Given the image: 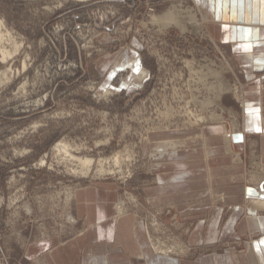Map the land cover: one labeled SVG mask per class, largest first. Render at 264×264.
Segmentation results:
<instances>
[{"label":"rangeland","instance_id":"374dc122","mask_svg":"<svg viewBox=\"0 0 264 264\" xmlns=\"http://www.w3.org/2000/svg\"><path fill=\"white\" fill-rule=\"evenodd\" d=\"M0 19L1 49L16 52L0 55V264H17L33 242L82 235L76 192L103 184L117 193L113 219L133 216L153 252H203L184 241L198 216L145 196L166 155H151V136L222 127L231 149L240 126L243 72L196 0H0ZM62 141L95 160L87 178L55 150ZM121 151L106 163L113 174L96 173ZM228 159L245 165L247 185L264 180L258 147Z\"/></svg>","mask_w":264,"mask_h":264},{"label":"crops","instance_id":"0c3cea01","mask_svg":"<svg viewBox=\"0 0 264 264\" xmlns=\"http://www.w3.org/2000/svg\"><path fill=\"white\" fill-rule=\"evenodd\" d=\"M196 6L208 33L230 49L243 72L240 126L229 134L231 149L222 127L151 136V155H166L145 196L154 208L198 216L184 241L203 252L181 257L153 252L133 216L113 219L117 193L103 184L76 192L75 215L86 226L82 235L33 242L17 264H264V206L256 205L264 204V180L247 185L245 165L228 159L230 152L256 146L264 160V0H196ZM226 159L233 174H226Z\"/></svg>","mask_w":264,"mask_h":264},{"label":"bare ground","instance_id":"6f19581e","mask_svg":"<svg viewBox=\"0 0 264 264\" xmlns=\"http://www.w3.org/2000/svg\"><path fill=\"white\" fill-rule=\"evenodd\" d=\"M78 1H84V0H78ZM3 25H4L3 21L0 19V42H2V40H3V34L4 33H2V31H1V29L3 28ZM7 35H9V34H7ZM14 42L15 41H13V43ZM14 46H15V48H13V50L18 48L17 46H20V45H18L16 43ZM0 53H1L0 55H2V57H3V59L1 58L2 61L3 60H8L9 57L11 58L12 55L14 54L13 52H11V53L9 51L7 52V50H5V48L1 49V46H0ZM15 54H16V52H15ZM55 150L60 154V156L63 158V160L66 163L71 164V166L73 167L72 170L74 171L73 173H75V175L78 174V175H81L83 178L84 177L87 178L94 171V169H95L94 167H95V164H96L95 160L92 157H89V156H79V155H77L79 153L78 148H75V147L69 145L65 141H62V142L58 143L55 146ZM123 152L124 151L116 153L112 158H109L108 160H105V161L104 160L103 161L100 160L99 168L97 169L96 173H98L101 176L104 175V174H108V175L109 174H113L114 170H112V169L108 170L106 168V163L109 164L110 162H113L112 164L115 163L114 165H116L117 163L119 164V161H122L121 157H123L124 154H125V153L123 154ZM256 205L258 207H263L264 206V204H262V203H256Z\"/></svg>","mask_w":264,"mask_h":264},{"label":"snow or ice","instance_id":"6c2138e0","mask_svg":"<svg viewBox=\"0 0 264 264\" xmlns=\"http://www.w3.org/2000/svg\"><path fill=\"white\" fill-rule=\"evenodd\" d=\"M262 244H264V241H261Z\"/></svg>","mask_w":264,"mask_h":264}]
</instances>
